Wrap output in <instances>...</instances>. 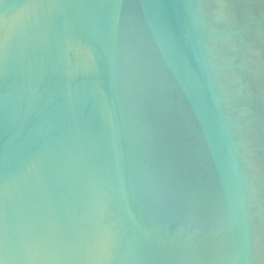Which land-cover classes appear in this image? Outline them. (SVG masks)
Here are the masks:
<instances>
[{"label":"water","instance_id":"obj_1","mask_svg":"<svg viewBox=\"0 0 264 264\" xmlns=\"http://www.w3.org/2000/svg\"><path fill=\"white\" fill-rule=\"evenodd\" d=\"M0 264H264V0H0Z\"/></svg>","mask_w":264,"mask_h":264}]
</instances>
